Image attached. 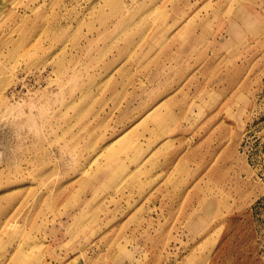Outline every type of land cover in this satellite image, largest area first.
I'll return each instance as SVG.
<instances>
[{"label": "rangeland", "instance_id": "rangeland-1", "mask_svg": "<svg viewBox=\"0 0 264 264\" xmlns=\"http://www.w3.org/2000/svg\"><path fill=\"white\" fill-rule=\"evenodd\" d=\"M0 264H264V0H0Z\"/></svg>", "mask_w": 264, "mask_h": 264}]
</instances>
